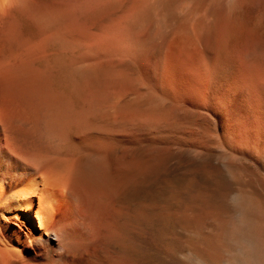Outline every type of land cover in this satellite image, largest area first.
Masks as SVG:
<instances>
[{"label": "bare ground", "instance_id": "1", "mask_svg": "<svg viewBox=\"0 0 264 264\" xmlns=\"http://www.w3.org/2000/svg\"><path fill=\"white\" fill-rule=\"evenodd\" d=\"M131 1L0 0V264H264L263 192L230 152L174 147L168 159L162 130L105 126L139 106L78 74L91 54L152 44L129 27L92 29L109 7L143 8ZM246 1L234 27L218 18L216 51L185 36L161 71L172 93L204 105L224 88L209 116L239 140L264 134V0Z\"/></svg>", "mask_w": 264, "mask_h": 264}, {"label": "rangeland", "instance_id": "2", "mask_svg": "<svg viewBox=\"0 0 264 264\" xmlns=\"http://www.w3.org/2000/svg\"><path fill=\"white\" fill-rule=\"evenodd\" d=\"M241 2L240 0H144L142 9L133 13L128 10L127 16L123 15L122 11L109 7L91 18L92 29L96 30L95 27L102 23L105 27L104 34L115 33L119 37L123 33L122 30L129 27L136 29L139 34L148 33L153 37L152 44L149 48H144L143 52H137L138 46L126 40V44L130 47L126 52L115 54L105 50L99 57L91 54L87 60L80 63L81 67H76V70L78 74L90 79L98 78L104 85V92L110 94L118 104L132 103L139 106L138 114L132 118L109 121L104 123L105 126L118 130L117 132H150L152 136L153 132L162 130L166 136L168 159L174 147L192 146L205 151L225 149L230 152L233 162L244 169V176L250 179L249 181L257 189L254 191L263 192L264 200V161L260 156V152L264 151V134L262 138L261 135L256 134L257 136H244V140H239L235 135L231 136L222 124H216L210 119L209 114L217 112L226 95L224 88L215 83L208 101L210 105L209 103L204 105L199 98L191 94L172 93L161 82V71L167 61V49L170 48V44L185 36L191 38L198 36L216 51L219 44L217 38L219 21L227 17L233 27L237 25V20L241 19L238 11ZM130 4H133L131 0L128 5ZM261 17L259 24L264 25V15ZM139 53L142 55L139 56ZM180 55L179 64L184 68L186 55L184 52ZM112 79L116 84H111ZM261 99L259 109L263 110L264 98Z\"/></svg>", "mask_w": 264, "mask_h": 264}]
</instances>
